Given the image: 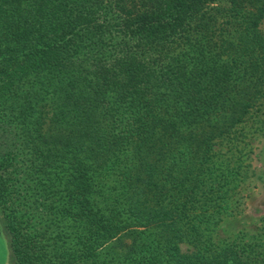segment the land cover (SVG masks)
<instances>
[{"label":"trees","instance_id":"16d2710c","mask_svg":"<svg viewBox=\"0 0 264 264\" xmlns=\"http://www.w3.org/2000/svg\"><path fill=\"white\" fill-rule=\"evenodd\" d=\"M263 19L264 0H0L10 264H264V224L213 238L264 123Z\"/></svg>","mask_w":264,"mask_h":264},{"label":"rangeland","instance_id":"374dc122","mask_svg":"<svg viewBox=\"0 0 264 264\" xmlns=\"http://www.w3.org/2000/svg\"><path fill=\"white\" fill-rule=\"evenodd\" d=\"M261 26L264 30V19ZM250 140L252 144L247 148L245 161L249 169L246 185L235 203V212L223 217L213 234L214 239L234 242L235 238L244 234L252 239L255 236L259 241L258 233L264 224V123L260 126V131L250 134ZM182 248L189 251L193 247L189 243H183ZM0 264H10L9 244L1 219Z\"/></svg>","mask_w":264,"mask_h":264}]
</instances>
